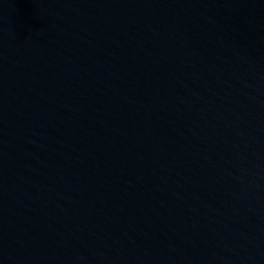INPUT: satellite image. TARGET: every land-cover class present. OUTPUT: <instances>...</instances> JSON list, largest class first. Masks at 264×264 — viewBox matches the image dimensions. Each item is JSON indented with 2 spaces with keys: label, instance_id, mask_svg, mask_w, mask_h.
<instances>
[{
  "label": "water",
  "instance_id": "95a60500",
  "mask_svg": "<svg viewBox=\"0 0 264 264\" xmlns=\"http://www.w3.org/2000/svg\"><path fill=\"white\" fill-rule=\"evenodd\" d=\"M0 264H264V0H0Z\"/></svg>",
  "mask_w": 264,
  "mask_h": 264
}]
</instances>
